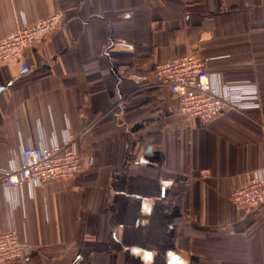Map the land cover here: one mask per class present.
Segmentation results:
<instances>
[{
	"label": "crops",
	"instance_id": "obj_1",
	"mask_svg": "<svg viewBox=\"0 0 264 264\" xmlns=\"http://www.w3.org/2000/svg\"><path fill=\"white\" fill-rule=\"evenodd\" d=\"M58 11L28 69L0 64V168L68 135L83 168L0 185V231L32 248L11 264H264V204L231 199L264 167V0H0V39ZM202 53L216 84H256L260 105L170 112L154 64Z\"/></svg>",
	"mask_w": 264,
	"mask_h": 264
},
{
	"label": "built area",
	"instance_id": "obj_2",
	"mask_svg": "<svg viewBox=\"0 0 264 264\" xmlns=\"http://www.w3.org/2000/svg\"><path fill=\"white\" fill-rule=\"evenodd\" d=\"M63 15L54 12L34 22L23 20L14 30L0 39V64L21 60L28 69L25 52L47 40L59 27ZM217 55H174L153 66V85L166 88L171 97L170 112H179L202 121L214 119L224 108L248 110L260 105L256 84H216L205 69V60ZM12 154L10 165L0 168V185L10 192L23 185L35 187L48 180L73 178L83 168V159L74 138L66 136L62 143L20 146ZM231 199L241 210L264 204V167L254 170L248 180L236 188ZM32 248L20 240L14 227L0 231V264L28 257Z\"/></svg>",
	"mask_w": 264,
	"mask_h": 264
}]
</instances>
